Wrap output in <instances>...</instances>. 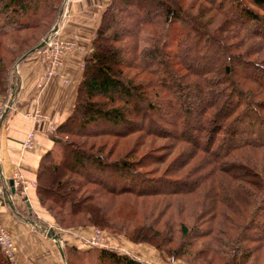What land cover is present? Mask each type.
Instances as JSON below:
<instances>
[{
    "label": "trees",
    "instance_id": "16d2710c",
    "mask_svg": "<svg viewBox=\"0 0 264 264\" xmlns=\"http://www.w3.org/2000/svg\"><path fill=\"white\" fill-rule=\"evenodd\" d=\"M201 1L183 7L182 0H110L84 58L72 111L50 137L59 157L47 151L38 161L35 194L40 205L49 203L58 227L107 230L103 199L160 201L169 209L184 201L197 227L177 224L186 239L179 252L189 255L201 241L204 251L193 258L201 252L218 258L226 249L223 264H264V0ZM62 2L0 0V94L6 100L10 88L17 89L15 63L38 37H48ZM212 13L221 22L209 30ZM145 26L152 34L139 49ZM172 30L177 38L167 39ZM198 48L205 50L188 59ZM128 138L129 148L110 160ZM152 140L169 145L155 147ZM179 144L189 148L148 177ZM201 194L208 201L196 215ZM175 197L180 201H170ZM118 219L133 225L126 233L131 241L151 245L160 238L153 224L143 227L145 217L143 223ZM162 240L169 244L172 237ZM78 255L65 248L64 263ZM97 263L144 264L103 249ZM0 264L8 263L0 256Z\"/></svg>",
    "mask_w": 264,
    "mask_h": 264
},
{
    "label": "rangeland",
    "instance_id": "374dc122",
    "mask_svg": "<svg viewBox=\"0 0 264 264\" xmlns=\"http://www.w3.org/2000/svg\"><path fill=\"white\" fill-rule=\"evenodd\" d=\"M193 2H196L195 6H197L198 4L204 5V3L201 0H182V5H183V7H186ZM195 8L196 7H194V9L192 10L191 13H194ZM212 15H214L212 18L213 22H212L209 30L215 28L221 22V18L217 14L212 13ZM59 16H60V13L57 16H55L54 19L52 20V23L49 26L50 32L52 31V28L54 26L59 25ZM173 30H172V33L167 36V39L171 38L172 40H174L177 38V32L173 31ZM183 33L184 32L179 33L180 35H178V37L179 36L182 37ZM151 34H152V30L149 26H145L144 28H142L140 35H139V49L148 45ZM55 38L57 40L64 41V39L61 37V35L59 33L56 35ZM38 40H40V42H41L43 39L41 40V38L38 37ZM188 40H190V38H188ZM171 45H169V44L167 45L168 46L167 50L173 49L174 45L172 43H171ZM199 50H200V48H198V50H193V51L189 52L187 58L191 59V57L195 56L196 53H203V51L205 49H203L201 51H199ZM72 51H77L79 53L81 52L82 55L84 56L83 59L80 61V68L82 69L84 58L87 57L89 55V53L91 52V45H90L89 50H84V52H86V53H84L81 50V48L76 46V45H73V48L68 53H70ZM28 52H26L24 54L25 56L23 55L24 57L22 56L23 58H20L18 60V62L15 63L14 67L16 68L17 65L20 63V61L27 59L28 57H30L33 54H36L39 57L41 64H43V71H44V69L47 65V60H46L44 54H42V48L34 50L30 53H28ZM66 55H64V58L66 57ZM207 57L211 58L213 61L218 59V58H216V56L211 57L210 54H207ZM63 59H62V61H63ZM250 59H252V58H250ZM198 66H196V67H198ZM58 67L56 68V74L52 75L51 77L57 76L61 80L62 83H68V81L65 79V77H63V79L66 81H63L60 78V75H62V74H60L58 72ZM175 69H178V68H175ZM178 74L181 75L182 72H178ZM41 79H42V77H41ZM9 97L10 96H8V100H6L5 96L0 94V120H3L6 117V114H5L1 119L2 113L7 107ZM208 114H209V112L206 115L208 116ZM170 117H171L170 119H172V116H170ZM180 121H182V120H180V119L176 120L177 125H179L178 123ZM0 123H1V121H0ZM54 129H55V127L51 128L50 134L48 135L49 140H50L51 135L53 134ZM69 139H71L73 141H82V140L73 139V138H69ZM131 141H132V138H128L124 142V146H122V144H120L122 142H118L116 149L114 151L111 150L112 155L110 156V160L116 159L118 156L117 153L120 152L122 149H123V151L128 149L129 146L131 145ZM152 141H153V144L155 147H159L161 145H166V146L169 145L168 144L169 142H163L160 140H152ZM90 142H92V140H87V144H89ZM32 144H33V142L31 143V146H32ZM53 146H54V149L52 151L53 157L57 158V157H59L60 147L55 146L54 144H53ZM188 148H189V145H187V144L186 145L179 144L177 147H175V149H168V153L169 152H171V153L167 157L166 163L164 162L163 164L157 166L156 171L153 173V175L152 176L149 175L148 177L158 176L159 172L162 171L163 167L168 162L172 161V159L174 157H176V155H178V153L179 154L184 153L186 151V149H188ZM144 150H145V148H140L138 150V153L140 154ZM159 152H160V154L167 153L166 150L165 151H159ZM196 161L197 160L190 162L184 169L181 170L182 172H179V174L182 175L183 171H186V169L191 167ZM35 171H36V169H35ZM191 172H193V171H191ZM34 176H35V174H34ZM12 184H13V182H12ZM16 185L18 187L13 188L12 194L9 193V189L7 191H5V193H4L2 188L0 187V202H1L0 206L4 205L6 208L7 214L9 216H11V218L14 217L13 214L17 215L18 221L17 220H15V221H17L19 224L20 223H26L28 225V227H31L30 229H33L34 233H36L39 237H41V238L38 237L41 244H40V248H37V251L42 250L41 252H43V250H46V249L48 250L47 243L49 240L52 241L51 237L49 236L50 234L57 235L59 237V239H60V235L64 236V240L61 242L62 244L60 245V243H57V247L61 248L62 253L64 254V249L68 248V247H74L77 250V253H80V256L79 255L73 256L72 260H74V259H76V260L73 261L72 264H98L97 263V255H98V252L100 249L108 250V251L114 252L118 255L128 256V257H130L134 260L140 261L144 264H207V262L209 260L211 262L209 264H223L224 261H226V263L229 261V260H227V258H229L230 255H228V252L226 249H224L225 252L223 255L222 254L218 255L219 256L218 258H215L211 254L208 255V254H206V252H201L204 255V256L201 255L202 257L193 258V255H195L197 253V251H199V249H200V251H201V249H202V251H204L202 246H200L201 244H198L201 241H196V244L193 246V248L191 250V254H189V255L182 254L181 252H179V250H177V248L182 247L184 245V241L186 240L185 238L181 237L177 224L183 223L188 230H190L194 227H197V226H195L196 221L193 218V216L191 215L192 213L191 214L189 213L190 209H188V204L186 203V205H184V201H180L179 197L172 198L170 201L182 202L183 204H181V207L178 208L177 206H172L170 209L167 206H165V204L161 203L160 201H152V200L142 201L140 199H133V200L132 199L131 200L126 199L127 201H125V199H124V201H121V200L118 201V199H117L115 201L109 202L110 200L106 201L107 199H103V200H101V201H103V204H99L100 205L99 207L104 212L107 213V217H110V218H108L109 219L108 226L112 227L111 230L100 229V228H96V227H92V226H85V225H83V226H71V227H65V226L58 227L55 224V220L52 217V215L50 213H48V211L45 208L47 205H49V203L47 202L44 206H42L39 204V202L37 200V197L35 194V186H36L35 185V177H34L33 182H28L25 180L23 181L20 178V179H18ZM28 186L33 189L35 204L37 205V206H34L35 211L31 210L30 206L25 205L26 201L23 200L22 196L18 197V195L20 196V194H22L23 191H25ZM12 187H13V185H12ZM46 187L51 188V186L48 184L46 185ZM16 194H18V195H16ZM14 197H17L18 200L13 201ZM195 201H197L196 204H198L199 207H198V209L195 207L193 212L196 213V215H197L198 210L204 206L205 202L208 201V199L206 198V195L201 194L198 197L196 196ZM15 202L18 203V206L15 205ZM151 204H154L155 209L151 208ZM180 210L181 211L183 210V211L180 212ZM118 217L127 218V219H129V221L131 223H137V221H138V223H143L142 218L145 217V222H144L143 227H145V225L147 226V225L153 224V232L157 233V235L159 234L160 238L155 239L153 242H151L152 243L151 245L146 244V243H142V242L131 241L130 238L127 237L126 233L131 231V229L133 228V225L128 224V223L122 224L123 222L121 220H119ZM148 221L149 222L152 221V222L149 223ZM47 223H50L51 225L48 226ZM42 224L44 226H41ZM4 225L0 223V227H2L6 231L8 237L12 243V246H13V251H12L13 262H14V264H20L19 261L17 260V256H16L17 255L16 254V249H17L16 243L14 242L13 238L11 237V235L7 231V229L4 227ZM86 231H88V232H86ZM96 233L98 234L97 237H96ZM164 236L166 238L172 237V241L168 242L169 244L166 243L167 240H164V242H163L162 239L164 238ZM153 243H155V246L158 245L159 247L158 246H157L158 248L154 247ZM25 247H27V246L23 247L24 250H26ZM159 251H161V252H159ZM53 255H54V253H53ZM0 256L7 261V259L4 256H2L1 254H0ZM40 257H42V256H40ZM40 257H39V259H40ZM49 257H46L44 259L41 258L40 260L42 261V263L47 264L48 262H51V260H52V259H49ZM7 263L10 264L8 261H7Z\"/></svg>",
    "mask_w": 264,
    "mask_h": 264
},
{
    "label": "crops",
    "instance_id": "0c3cea01",
    "mask_svg": "<svg viewBox=\"0 0 264 264\" xmlns=\"http://www.w3.org/2000/svg\"><path fill=\"white\" fill-rule=\"evenodd\" d=\"M109 3L110 0H63L59 12L62 23L56 27L57 34L80 47L83 52L89 50L101 14ZM83 57L81 52L72 51L60 63L58 72L68 83H62L57 76L43 81V64L36 54L20 61L15 68L17 89L6 117L0 120V187L4 193L9 189V180L13 182V188L18 187L16 184L20 178L33 182L39 159L47 151H53L54 146L48 135L51 128L59 125L72 111L76 86L81 79L80 61ZM36 113L43 117L39 122L34 121ZM29 132L33 133V144L30 149H24L21 145ZM21 196L35 211L34 206L37 205L33 189L28 186L18 195ZM17 200V197L13 198V201ZM15 205L18 206V203L15 202ZM13 215L11 218L5 206H0V223L5 224L4 227L16 243V256L20 264H45L40 259L49 256L52 260L47 264H64L57 247V243L62 244L64 236L60 235L57 243L49 240L48 250L37 251L41 237L26 223L19 224L18 216ZM24 246H27L26 250Z\"/></svg>",
    "mask_w": 264,
    "mask_h": 264
},
{
    "label": "built area",
    "instance_id": "2783aa9c",
    "mask_svg": "<svg viewBox=\"0 0 264 264\" xmlns=\"http://www.w3.org/2000/svg\"><path fill=\"white\" fill-rule=\"evenodd\" d=\"M61 23L62 20H59V25ZM56 27L57 26H54L55 29L52 28V31L49 33L47 37V41L44 43L42 47V54H44L47 60V65L41 75L42 80L44 81L49 79L52 75L56 74V68L60 65L62 59L64 58V55H66L73 48L74 45L73 43L67 40L64 41L57 40L55 38L57 35ZM60 78L63 81H66L63 79L62 75H60ZM42 118L43 117L38 113L34 115L35 122H39L40 120H42ZM32 142H33V133L29 132L22 143V147L24 149H29L31 148ZM97 236L98 234L96 233V237ZM12 251H13V246L9 237L6 231L2 227H0V254L4 256L10 264H14Z\"/></svg>",
    "mask_w": 264,
    "mask_h": 264
},
{
    "label": "water",
    "instance_id": "95a60500",
    "mask_svg": "<svg viewBox=\"0 0 264 264\" xmlns=\"http://www.w3.org/2000/svg\"><path fill=\"white\" fill-rule=\"evenodd\" d=\"M47 41V37H45L36 47H34L32 50H30L28 53H30V52H32V51H34V50H37V49H40V48H42L43 47V45H44V43ZM27 53V54H28ZM25 56V55H24ZM23 56V57H24ZM22 57V58H23ZM11 89V93H10V97H9V101H8V103H7V107H6V109L3 111V113H2V116H1V118L7 113V110L9 109V107L12 105V102H13V97H14V91H13V88L11 87L10 88ZM8 185H9V193L10 194H12L13 193V187H12V181L11 180H9L8 181ZM23 200H24V197H23ZM25 205L26 206H28V204H27V202H25ZM50 237H51V240L53 241V242H55V243H57L58 241H59V237L57 236V235H54V234H50L49 235ZM58 252H59V255H60V257H61V259L63 260V253H62V250H61V248L60 247H58Z\"/></svg>",
    "mask_w": 264,
    "mask_h": 264
}]
</instances>
